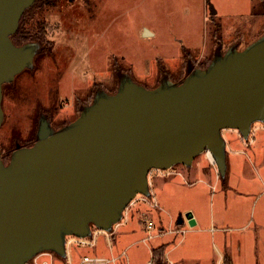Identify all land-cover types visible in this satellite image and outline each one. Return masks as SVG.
Returning a JSON list of instances; mask_svg holds the SVG:
<instances>
[{"label":"water","instance_id":"1","mask_svg":"<svg viewBox=\"0 0 264 264\" xmlns=\"http://www.w3.org/2000/svg\"><path fill=\"white\" fill-rule=\"evenodd\" d=\"M35 1L0 0V128L3 85L42 50L12 38ZM118 77L115 92L98 89L69 123H42L35 143L8 163L0 150V264H33L44 251L65 258L69 237L112 233L138 194L152 196L153 169L191 166L207 152L225 177L223 130L248 139L264 123V33L244 47L218 45L206 67L189 61L180 81L165 74L149 87L126 71ZM185 216L196 223L191 211Z\"/></svg>","mask_w":264,"mask_h":264},{"label":"rangeland","instance_id":"2","mask_svg":"<svg viewBox=\"0 0 264 264\" xmlns=\"http://www.w3.org/2000/svg\"><path fill=\"white\" fill-rule=\"evenodd\" d=\"M36 3L34 9L27 11L21 27L27 29L30 38L38 36L43 25L50 28L47 45L51 48L45 53H53L52 64L24 71L17 77L5 128L7 135L27 127L36 100L48 94H54L61 103L72 100L75 93L83 92L89 85L93 94L100 87L115 91L118 70L128 72L139 84L152 87L165 74L180 79L186 73L188 60L194 65L208 64L218 40V45L226 50L234 42L244 47L264 33V0ZM212 10L216 13L212 14ZM53 23L57 25L51 28ZM146 29L152 34H145ZM223 135L227 141L225 177L220 176L207 152L198 155L191 166L179 163L171 170L153 169L150 173L151 199L174 197L180 201L186 220L182 231L153 237L159 229L155 227L152 233L147 230L144 219L149 216L125 214L112 233L121 241L118 238L115 243L101 233L96 245L73 242L68 247L70 259L57 256L55 264H82L85 256L107 258L113 249L119 254L118 264H150L152 260L156 264L152 250L164 242L169 243V248L177 245L170 254L172 259L184 255L186 264H206L212 259L218 261L221 255L224 259L229 240L233 242L234 264H264V123H254L248 139H239L235 129H224ZM235 135L238 140L234 142ZM236 149L241 151L234 153ZM169 170L168 176L161 174ZM167 181L172 185L165 184ZM144 200L138 194L126 213L144 204ZM193 210L200 220L196 225H191L185 216L190 211L194 214ZM179 212L171 226H177ZM166 228L169 229V219Z\"/></svg>","mask_w":264,"mask_h":264},{"label":"flooded vegetation","instance_id":"3","mask_svg":"<svg viewBox=\"0 0 264 264\" xmlns=\"http://www.w3.org/2000/svg\"><path fill=\"white\" fill-rule=\"evenodd\" d=\"M56 25L57 23H53L51 25V28H54ZM20 27H21V21H20L19 28ZM49 29L50 28H47V26L43 25L40 28V33H38V36H34L35 38H32L26 41V42L36 41V42H39L42 46V50L39 53H36L34 56L33 66L25 68L22 72L17 74L12 81L7 82L3 85V108L5 112V117H4L3 124L0 128V150H1L2 158L5 163H8L10 161L13 152L17 148L32 146L35 143L37 139L38 131L40 129V125L42 123L48 122L52 126V128L59 129L60 127L64 126L65 124L75 119L81 113L82 107L90 104L97 90L101 88V87L96 88L93 94L92 86L89 85L87 88L85 86L83 92L75 93L74 98L72 100L67 99L61 103H59V101L55 98L54 94H48L47 96H43L36 100L37 104L35 107V112L31 120L28 122L27 127L21 128V129L18 128V130H13L9 135L6 134L5 128H6L7 123H9L10 109L13 103L12 93L16 91L17 89V86H16L17 77L20 74H22L24 71H27V70L35 71L36 69L39 70L41 67H49L50 64H52V62H50V56L53 55V53L52 52L45 53V52H48V49L51 48V47L49 48V46L47 45V43H49V40H50L48 33H47ZM16 33L14 35H16ZM13 40L16 43V39L13 38ZM23 43H25V41ZM23 43H20V44H23ZM218 44H220L219 40L216 42V47L218 46ZM222 49L224 48L222 47ZM188 62L186 64V69H185L186 72L188 69ZM195 66L203 67L202 64H195ZM118 71H117V75H118ZM185 75L186 73L182 75L181 78H183ZM168 76L174 81L181 80V78L174 79L173 77H170V75ZM116 86L118 88L119 83ZM102 89H105L106 91L110 93H113L116 91V90L115 91L108 90V88H102ZM67 257H68V250H67V256L65 258Z\"/></svg>","mask_w":264,"mask_h":264},{"label":"crops","instance_id":"4","mask_svg":"<svg viewBox=\"0 0 264 264\" xmlns=\"http://www.w3.org/2000/svg\"><path fill=\"white\" fill-rule=\"evenodd\" d=\"M262 17H263V20H264V15ZM146 30L148 31V34H152L150 30H148V29H146ZM256 31H258V30L255 29V33H256ZM145 33H146V31H145ZM255 33H254V35H255ZM249 35H252V34H249ZM242 39H243V37H242ZM234 43H236V42H234ZM240 138L243 140V138L241 137V135L239 133V139ZM233 140H234V142H235V140L237 141L238 137H236V135H235ZM247 143H249V142H247ZM247 143L245 142V144H247ZM240 151H241V149H236V150H234V153L238 154ZM228 156H229V153H228ZM170 170L169 171H162L161 174H163L164 176H168L170 174ZM165 184L172 185V182L171 181H167V182H165ZM151 185H153V181L152 180H151ZM154 199H151V198L145 199L144 200V204H142V205L138 204V206H136L132 212L128 211L126 213V215H146V217L149 216L148 218L144 219V222H145L146 219H153L155 221V227H157V229H159V233L155 234L153 237L160 236V235H163V234L166 235V234H169V233L175 234V233H178V232L182 231V225L186 223L185 218H184L183 222H181V223L179 221H177V226H171L172 223H173V220H174L173 217H175L174 215H176L175 213L178 212V211H180L179 212L180 214L182 213L181 209H183V207H182L180 201H177L174 197H172V198L160 197L159 199L155 197ZM193 211L195 212V210H193ZM153 215H157V216L154 217ZM193 215H194V218H195V221H196V223H195V225H196V224H198V222L200 220H199L198 214L196 212ZM181 216L184 217V215H182V214H181ZM168 219H169V229L166 228V221ZM145 226H146V223H145ZM131 231L134 232V230H131ZM101 233H104V232H97L96 233V242L94 243V245H96L98 243L99 235ZM112 233H109V234L104 233V234L106 235V239L114 240L115 243H117L119 237H116L117 235H113ZM143 239H145V238H143ZM119 241H121L120 238H119ZM161 244H163V243H161ZM168 244L169 243L166 242L167 246H166V250H165V261H167L169 264H186L185 261H186L187 257L184 256V255H177V257L174 258V259H172L170 257V254L173 253V251L177 248V245L172 247V248H169ZM227 245H229V247H227L225 249V250H227L225 252H229V254L231 256V259H232V264H234V256H233L234 252L232 250V248H233L232 240H229ZM111 248H112V246H111ZM216 248L219 251V248H218L217 245H216ZM228 249H229V251H228ZM114 250L115 249H113L111 251V256L107 257L110 260L109 262H107L108 264H118L119 254L115 253ZM222 257H223V255H221V257H220V259H218V261L212 259V260L209 261V263L206 262V264H221V262L223 264ZM68 258L70 259V251H69V249H68Z\"/></svg>","mask_w":264,"mask_h":264},{"label":"built area","instance_id":"5","mask_svg":"<svg viewBox=\"0 0 264 264\" xmlns=\"http://www.w3.org/2000/svg\"><path fill=\"white\" fill-rule=\"evenodd\" d=\"M144 199H148L147 197H144ZM146 228L147 230L152 233L155 229V221L153 219H146ZM100 232V231H96ZM96 233L94 234L93 237L91 238H77V237H69L68 239V247L71 243L77 242V243H82L86 245H94L96 242ZM109 234V233H107ZM152 237V234L150 235ZM57 254L53 251H44L41 253H38L32 260L33 264H55V260L57 258ZM110 260L106 257H90V256H85L82 264H86L88 262H102V263H107ZM150 264H153V260L150 262Z\"/></svg>","mask_w":264,"mask_h":264},{"label":"trees","instance_id":"6","mask_svg":"<svg viewBox=\"0 0 264 264\" xmlns=\"http://www.w3.org/2000/svg\"><path fill=\"white\" fill-rule=\"evenodd\" d=\"M36 6H37V3L35 2V4H33L29 9H31V8L34 9ZM29 9L27 11H29ZM27 11L21 18L22 23H23L24 18L26 17ZM13 38L16 39L17 44H20V43H23L24 41L26 42V41L32 39L28 35L27 29H25L23 27L19 28L18 32L16 33V35L13 36ZM185 51H186V49H185ZM209 62H208V64H209ZM208 64L203 65V67H206ZM166 246H167L166 243H163V244L153 248L152 253H153V257L154 258L156 257V260H157L156 262H162V261L164 262L165 261ZM223 264H232V259H231V256L228 252H225Z\"/></svg>","mask_w":264,"mask_h":264}]
</instances>
